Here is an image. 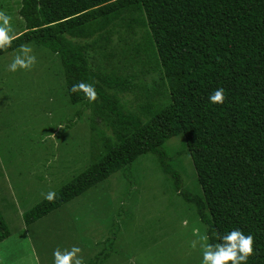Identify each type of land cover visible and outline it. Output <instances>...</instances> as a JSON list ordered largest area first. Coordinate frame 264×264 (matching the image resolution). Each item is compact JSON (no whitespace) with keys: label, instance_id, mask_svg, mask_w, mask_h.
<instances>
[{"label":"trees","instance_id":"obj_1","mask_svg":"<svg viewBox=\"0 0 264 264\" xmlns=\"http://www.w3.org/2000/svg\"><path fill=\"white\" fill-rule=\"evenodd\" d=\"M19 16L24 29L0 58L20 44L58 57L68 100L81 107L77 117L89 111L92 148L94 140L101 149L52 201L24 214L27 227L117 173L131 177L149 154L207 243L232 229L251 233L247 264H264V0H21ZM81 81L94 85L95 101L70 91ZM217 88L225 99L213 105ZM179 137L172 152L166 145ZM10 236L0 210V244ZM117 236L91 264L109 259Z\"/></svg>","mask_w":264,"mask_h":264},{"label":"rangeland","instance_id":"obj_2","mask_svg":"<svg viewBox=\"0 0 264 264\" xmlns=\"http://www.w3.org/2000/svg\"><path fill=\"white\" fill-rule=\"evenodd\" d=\"M20 9L21 0H0L16 35L24 29ZM29 46L36 56L30 69L7 70L16 52L0 58V210L11 231L0 244V264H54V250L73 246L83 264L96 263L112 232L118 233L114 250L100 264H201V224L149 154L134 162L131 177L117 173L27 227L24 214L47 192L59 193L101 152L94 140L92 148L89 111L77 117L81 107L68 100L58 57ZM181 140L166 147L179 151ZM3 151H10L6 159ZM177 165L192 191L193 177L186 179L194 176L191 161L179 158Z\"/></svg>","mask_w":264,"mask_h":264},{"label":"clouds","instance_id":"obj_3","mask_svg":"<svg viewBox=\"0 0 264 264\" xmlns=\"http://www.w3.org/2000/svg\"><path fill=\"white\" fill-rule=\"evenodd\" d=\"M12 17L4 11H0V51L12 46L17 38L15 29L12 26ZM12 61L7 66L10 72H16L18 69H30L36 63V56L32 54V48L28 44H20L15 50ZM71 92H80L89 101L97 99L95 87L91 83L78 82L73 84ZM225 90L223 88L215 89L209 96L210 104H223L225 99ZM55 193L52 191L44 194V199L52 201ZM206 235H199L198 240L202 250L201 264H247L249 257L254 254V238L251 233L244 234L240 229H232L219 236V242L215 245L207 243ZM196 247V242L192 243ZM81 249L73 246L69 250L56 249L53 252L54 264H83L82 258L78 256Z\"/></svg>","mask_w":264,"mask_h":264}]
</instances>
